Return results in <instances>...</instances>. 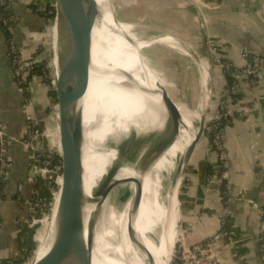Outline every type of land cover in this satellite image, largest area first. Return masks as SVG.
Returning a JSON list of instances; mask_svg holds the SVG:
<instances>
[{"label": "crops", "instance_id": "0c3cea01", "mask_svg": "<svg viewBox=\"0 0 264 264\" xmlns=\"http://www.w3.org/2000/svg\"><path fill=\"white\" fill-rule=\"evenodd\" d=\"M33 4L34 0H18L13 10L18 22V44L25 49L31 47L28 42L37 41L47 24ZM130 5L145 16L142 26L139 21L137 24L140 30L144 28L147 37L162 36L146 42L150 44L145 48L146 55L143 54L146 63H151L167 85L170 77L193 79L191 101L195 112L200 113L206 127L216 124L214 119L225 90L232 83V74L218 66L216 59L239 69L246 64V53L264 55V0H131ZM200 63L208 68L206 74L211 83L207 85L202 80L204 71ZM31 101L35 104L26 111L11 69L7 35L0 24V125L9 139L22 136L28 115L43 118V91L38 90ZM228 109L230 123L222 120L216 128L223 129L221 141L229 195L218 192L216 178L221 170V152L215 147V137L204 130L179 189L181 243L184 249H191L211 242L226 264H263L256 244L260 210L264 207V80L245 88L239 101H232ZM9 153L14 168L0 204V260L10 259L20 248L31 251L35 240L32 229L40 226L43 232L49 227L47 220L30 227L26 224L30 221L28 203L32 196L37 192L45 197L50 190L46 180L34 173L37 158L19 141L9 140ZM20 184L22 202L18 203ZM241 197L258 208L239 201ZM223 229H232L237 235H220ZM216 235L220 237L212 242Z\"/></svg>", "mask_w": 264, "mask_h": 264}, {"label": "bare ground", "instance_id": "6f19581e", "mask_svg": "<svg viewBox=\"0 0 264 264\" xmlns=\"http://www.w3.org/2000/svg\"><path fill=\"white\" fill-rule=\"evenodd\" d=\"M96 1L102 18L94 34V63L89 87V97H94V104L90 107V115L88 110L86 125L90 142L85 149V194L80 211L85 226L79 233L86 238L79 242L78 258L82 264L89 257L91 260L86 264H162L169 252L167 264H170L178 235L181 174L177 164L180 158L181 168L186 163L190 145L200 132L201 115L177 104L182 124L175 123L167 130V138L158 142L149 165L138 170L156 134L148 130L150 122L155 120H148L146 112L158 116L157 124L161 128L158 133H161L166 127V110L137 45L143 41L131 38L124 31L109 0ZM202 69V80L207 85L208 68L202 65ZM143 97L154 101L148 102ZM129 142L133 143L125 149ZM135 175L140 182L136 188H141L143 193L141 204L137 207L134 194L130 216L125 211L118 213L110 203L112 182L114 185L130 182ZM58 200L57 197L53 221ZM47 219L51 221V217ZM53 239L51 229L38 259L47 254ZM143 248H146L145 253Z\"/></svg>", "mask_w": 264, "mask_h": 264}, {"label": "water", "instance_id": "95a60500", "mask_svg": "<svg viewBox=\"0 0 264 264\" xmlns=\"http://www.w3.org/2000/svg\"><path fill=\"white\" fill-rule=\"evenodd\" d=\"M101 18L99 3L96 0H56L52 52L53 77L59 110L62 174L57 193L59 200L55 221L53 213L56 203L49 225V232L51 229L54 231L52 246L42 258L37 259L35 256L31 264H82L78 258V247L81 240L79 233L83 226L80 211L85 194L86 150L90 142L86 125L88 110L90 115V107L94 104V97H89V87L94 63V34ZM154 75L152 72L151 76ZM155 84L161 90L167 115L166 127L149 143L138 168L141 171L149 165L158 142L169 132L167 130L175 123L182 124V114L167 88L160 82ZM205 127V122L201 119L200 132L190 145L183 169H179L182 177ZM142 196V189L138 187L134 196L137 207L141 204ZM175 245L176 243L172 253ZM256 250L259 256L258 244ZM142 251L145 253L146 248ZM88 260H91L90 257L83 264Z\"/></svg>", "mask_w": 264, "mask_h": 264}, {"label": "rangeland", "instance_id": "374dc122", "mask_svg": "<svg viewBox=\"0 0 264 264\" xmlns=\"http://www.w3.org/2000/svg\"><path fill=\"white\" fill-rule=\"evenodd\" d=\"M109 3L114 10V14H115L117 22L120 23L124 31H126L130 35L131 38L139 39L140 41H143L142 43L137 44V45L138 47L140 46L139 50L142 52V55L143 54L146 55L145 48L149 46L150 44L149 43H147L149 45H144V44L146 42H149V39L151 40L152 38L154 39L162 38V36L156 35L152 38L151 36L147 37L145 35L144 28L143 30H140L139 27L141 23L144 22L143 19L145 18V16H143V14L141 15L140 13H136L135 12L136 10L134 11V8L133 10L131 9V5H130L131 0H109ZM55 4H56V1L52 3V7H51L52 11L49 12L48 15L44 13L46 15L45 16L42 13L40 14V12L38 11L41 7V3L38 0H34L33 7L34 9L37 10L38 14L42 17V19H44L45 22H47L46 28H44L43 31L39 33L38 39L35 43L28 42L29 46H31V47H28L29 49H25L26 48L25 46H21V49L23 50V52H25V57H24L25 61L23 62V68H25V70L21 73V86L19 85L18 86L20 87L21 92H22L23 108H25L26 110V108H28L29 106L34 105L35 101H33L34 102L33 103L31 100L32 98H35L36 92L38 90H41L44 93V106H45L44 108L46 109L43 118H37L32 115L30 116L34 119L33 120L34 122H37L36 128H41L42 131L39 130V133L41 134V136L43 134V137L41 138L40 136L39 141L35 142L36 147L38 148V151H34L33 149H30V148H27V149L31 150L34 153L36 158L37 156L41 157L37 159V162L39 166L42 167V170L44 172L39 175L42 176L46 180L48 186L50 187L49 188L50 190L48 191L49 193L45 197L38 195L37 192H36V195H33L35 197L34 205L39 204V206H33V209H30V205H29L30 221L26 223L28 224V226H33L38 222H42L43 220L44 221L47 220L48 224L50 225V219H47V218L51 217V213H52V210L56 202V198H57L56 195L59 190V188H57L56 186V180L58 179L59 173L57 171V168L55 167L57 164L56 163L57 161L56 159H54L55 157L59 158L61 154L60 147H59V121H58V115H57L59 110L56 109V106L58 104L56 105L57 96L55 92V84L53 85L54 75H53V52H52V48H53L52 34L53 33H52V29L54 27V22H55ZM137 21H139L140 25L137 24ZM131 23H134L135 25L134 28L131 25H129ZM194 61L195 60H193V62ZM194 64L196 66L197 63L194 62ZM153 65L156 67L155 63H153ZM146 66H147V71L149 72V76H150L152 84L160 82L161 85L165 87L167 86L166 88H167V91L169 92V95L172 97V99L177 104H183L184 106L189 108V110L195 111L193 108L192 101H191L192 92L194 88L193 79L186 77V76H183L181 78L170 77L168 79V85H167L164 78L158 75L157 71L151 66V63L146 64ZM152 72L153 74H155L153 77L151 76ZM178 84H180L179 87H178ZM155 88H156L155 91L157 90L156 91L157 96L162 98L161 90L159 87H157V84H155ZM179 96L187 98V101L185 102L181 100ZM143 98L144 100L148 102L154 101L153 99H149L147 97H143ZM146 113L147 114L145 116L148 120L151 118H154L155 120L153 121L155 123L150 122V124L148 125V130L152 131L153 133H156L154 135L155 137L156 135H158V132L161 131L160 130L161 128H159L157 124L158 116L153 112H146ZM28 116L26 117L27 123H28ZM27 123H26V126H27ZM207 128L208 126L205 127V132H207ZM166 138L167 137L165 136V139ZM13 139L14 141H19L23 144V142L27 139V137L25 135H22L19 138L13 137ZM130 145L126 144L124 146L125 149L129 147ZM181 159L182 158L178 160V164H177L178 173L181 171V170L179 171V169L181 168V165H180ZM175 172H176L175 175L177 176V169ZM184 174H183V177L181 175L182 179L180 180L179 189L180 187L183 186V182L185 178ZM137 181H138V178L135 175L130 180V182L116 183L115 185L112 182L110 203H111V206L118 213L121 211H125L127 212L128 216H130V214L132 213V210H133L132 209L133 207L132 198L137 189L136 188ZM178 199H179V194H178ZM178 201L180 203V200ZM28 204H30V201ZM37 219H39L38 222L34 221ZM84 226L85 225L83 224L82 228ZM40 228H41L40 226H37L36 229H32L33 233L35 234L34 244H33V247L29 255L24 256L22 264H31L35 256L36 258H39L40 255L43 254L44 245L48 239L50 227H48L47 230L43 232ZM177 232H178V235L174 241V243H176L175 249L172 253V256L170 255V257L173 258L171 261L172 264H196L197 260H199L200 257L195 256L193 254L194 253L193 250L198 245L194 246L191 249L190 248L184 249L182 247L181 241H182L183 236L181 235L182 233L180 232L179 221H177ZM80 238L85 239L86 236L81 234ZM190 251H192V253H190ZM213 253L217 257L213 255L212 252L209 250H202L201 255L204 256L203 263H206V264L211 263L213 256L219 259V262H220V263L218 262L219 264L226 263L223 260H221V258H219V255H217L214 250H213ZM168 257H169V252L164 258V260L162 261V264H167Z\"/></svg>", "mask_w": 264, "mask_h": 264}, {"label": "built area", "instance_id": "2783aa9c", "mask_svg": "<svg viewBox=\"0 0 264 264\" xmlns=\"http://www.w3.org/2000/svg\"><path fill=\"white\" fill-rule=\"evenodd\" d=\"M18 0H0V24L2 29L5 31L7 35V44H8V54L12 72L15 76L16 82L19 86H21V73L25 70L23 68V62L25 57V52L21 49V46L18 44L17 38V29H18V22L14 15V6ZM41 3V7L38 10L40 14L48 15L49 12L52 11V3L56 0H38ZM44 14V15H45ZM45 15V16H46ZM212 50V48H211ZM213 56L217 57L214 54V50H212ZM246 64L243 68L236 69L232 64L227 61H222L220 59H216V63L220 66L226 73L232 74V83L229 87L225 90L224 101L221 103V108L216 114L215 123L218 125V122L225 121V123H230V111L228 107L231 105L232 101H239L241 94L244 92V89L247 87H253L261 83L264 80V55L253 54V53H246L245 54ZM55 81L53 79V85ZM57 105V103H56ZM58 109V105L56 106ZM58 115V113H57ZM34 119L28 116V123L26 128L23 130L22 135H25L27 139L23 142L26 148L33 149L34 151H38L35 142L39 141L41 134L39 130L41 128H36V123L33 121ZM216 124H211L207 128V132L210 135L215 137L214 144L218 151L221 152L220 161H221V170L216 178V183L218 186V192L222 196L229 195V185L226 183L228 179L227 176V169H226V155L222 144V134L223 129L217 130ZM42 131V130H41ZM42 133V132H41ZM43 137V134L41 138ZM23 139V138H22ZM9 140L14 141L13 137L8 138L6 133L3 130V127L0 125V204L2 198L4 196V188L6 186L7 181L9 180L11 173L13 171L14 165L9 153ZM61 157V156H59ZM41 158L37 156V159ZM45 159V158H44ZM56 159V157L54 158ZM56 168L59 173L58 179L56 180V186L59 188L60 186V178L62 174V162H56ZM48 164V162H47ZM45 165V164H43ZM44 171L42 167L36 165L34 168L35 174H41ZM23 190V185L18 186V194H17V202H22V195L21 192ZM35 197L32 196L30 200V209H33V206H39V204L34 205ZM239 201L249 202L253 206L258 208V205L252 202L251 200L246 199L245 197L239 198ZM38 217V216H37ZM33 218V217H32ZM36 218V217H34ZM36 222L39 219L34 220ZM1 224V221H0ZM30 227V226H29ZM220 235L235 237L237 234L232 229H223ZM220 236L216 235L212 238V242L216 241ZM257 244H258V251H259V259L264 264V207L260 210V229L259 234L257 237ZM202 250H209L212 252L213 255V247L211 242H206L204 244H199L194 248V255L199 256L200 259L197 260L196 264H206L203 263L204 256L201 255ZM27 250L25 248H20L15 254L7 260H0V264H22L24 258V252ZM192 253V251H190ZM29 255V253H28ZM193 255V257H194ZM216 256V255H215ZM213 256L211 263L209 264H219V259ZM217 257V256H216ZM219 262V263H218ZM226 264V263H225Z\"/></svg>", "mask_w": 264, "mask_h": 264}, {"label": "trees", "instance_id": "16d2710c", "mask_svg": "<svg viewBox=\"0 0 264 264\" xmlns=\"http://www.w3.org/2000/svg\"><path fill=\"white\" fill-rule=\"evenodd\" d=\"M51 17H52V16H51ZM56 161H57V162H60V161H61V157H59V158L56 157ZM3 197H4V196H3ZM2 199H3V198H2ZM29 252H30V251L27 250L26 252H24V255H25V256L28 255Z\"/></svg>", "mask_w": 264, "mask_h": 264}]
</instances>
